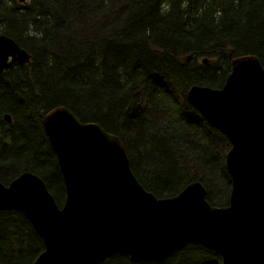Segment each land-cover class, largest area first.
I'll list each match as a JSON object with an SVG mask.
<instances>
[{
    "label": "trees",
    "instance_id": "trees-1",
    "mask_svg": "<svg viewBox=\"0 0 264 264\" xmlns=\"http://www.w3.org/2000/svg\"><path fill=\"white\" fill-rule=\"evenodd\" d=\"M0 34L30 55L0 73L2 183L29 171L62 203L63 178L41 118L64 106L116 135L155 196L199 180L211 205L228 203L229 143L186 91L220 88L236 56L256 55L264 68V0H0ZM42 250L20 211L0 210V264H32ZM101 264H221V257L187 245L162 263L115 255Z\"/></svg>",
    "mask_w": 264,
    "mask_h": 264
},
{
    "label": "water",
    "instance_id": "water-1",
    "mask_svg": "<svg viewBox=\"0 0 264 264\" xmlns=\"http://www.w3.org/2000/svg\"><path fill=\"white\" fill-rule=\"evenodd\" d=\"M29 61L0 34V73ZM186 99L229 143L228 203L211 205L199 180L155 196L133 174L116 135L57 106L41 127L63 178L62 203L32 172L0 181V210L20 211L42 240L32 264H101L115 255L162 263L187 245L217 253L221 264H264V68L256 55L236 56L220 88L194 84ZM3 118L11 122L8 113Z\"/></svg>",
    "mask_w": 264,
    "mask_h": 264
}]
</instances>
